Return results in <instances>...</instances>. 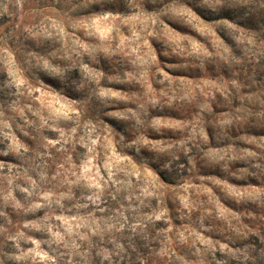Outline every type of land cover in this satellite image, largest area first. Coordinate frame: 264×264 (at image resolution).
<instances>
[{"label":"rangeland","instance_id":"1","mask_svg":"<svg viewBox=\"0 0 264 264\" xmlns=\"http://www.w3.org/2000/svg\"><path fill=\"white\" fill-rule=\"evenodd\" d=\"M0 0V264H264V0Z\"/></svg>","mask_w":264,"mask_h":264},{"label":"trees","instance_id":"2","mask_svg":"<svg viewBox=\"0 0 264 264\" xmlns=\"http://www.w3.org/2000/svg\"><path fill=\"white\" fill-rule=\"evenodd\" d=\"M131 0H57V9L75 7V15H84L97 11L110 13H126L130 9Z\"/></svg>","mask_w":264,"mask_h":264}]
</instances>
